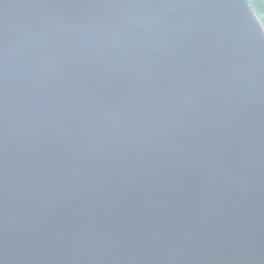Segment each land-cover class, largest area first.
I'll use <instances>...</instances> for the list:
<instances>
[{"label":"water","instance_id":"95a60500","mask_svg":"<svg viewBox=\"0 0 264 264\" xmlns=\"http://www.w3.org/2000/svg\"><path fill=\"white\" fill-rule=\"evenodd\" d=\"M252 15L0 0V264H264Z\"/></svg>","mask_w":264,"mask_h":264},{"label":"snow or ice","instance_id":"6c2138e0","mask_svg":"<svg viewBox=\"0 0 264 264\" xmlns=\"http://www.w3.org/2000/svg\"><path fill=\"white\" fill-rule=\"evenodd\" d=\"M247 3H251L254 6L257 3V0H247ZM261 6L258 12L259 18L252 15V24L255 27L256 33L258 34L261 43L264 44V0H260Z\"/></svg>","mask_w":264,"mask_h":264},{"label":"trees","instance_id":"16d2710c","mask_svg":"<svg viewBox=\"0 0 264 264\" xmlns=\"http://www.w3.org/2000/svg\"><path fill=\"white\" fill-rule=\"evenodd\" d=\"M250 5L253 8V10L256 13V15L259 17L258 12H259V9H260V6H261L260 0H257V3H256L255 6L253 4H251V3H250Z\"/></svg>","mask_w":264,"mask_h":264}]
</instances>
